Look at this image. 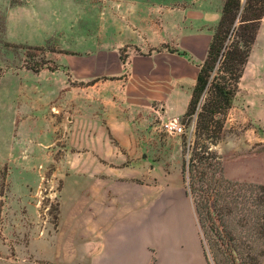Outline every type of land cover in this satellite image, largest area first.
I'll list each match as a JSON object with an SVG mask.
<instances>
[{"label": "rangeland", "instance_id": "1", "mask_svg": "<svg viewBox=\"0 0 264 264\" xmlns=\"http://www.w3.org/2000/svg\"><path fill=\"white\" fill-rule=\"evenodd\" d=\"M223 2L0 0V238L30 220L25 184L55 227L70 173L116 169L118 181L180 190L195 210L182 177L194 117L183 114ZM210 148L226 178L264 184V25Z\"/></svg>", "mask_w": 264, "mask_h": 264}, {"label": "crops", "instance_id": "2", "mask_svg": "<svg viewBox=\"0 0 264 264\" xmlns=\"http://www.w3.org/2000/svg\"><path fill=\"white\" fill-rule=\"evenodd\" d=\"M118 180L116 169L66 174L55 227L38 219L25 184L30 220L12 242L0 238V264H207L185 193Z\"/></svg>", "mask_w": 264, "mask_h": 264}, {"label": "trees", "instance_id": "3", "mask_svg": "<svg viewBox=\"0 0 264 264\" xmlns=\"http://www.w3.org/2000/svg\"><path fill=\"white\" fill-rule=\"evenodd\" d=\"M263 16L264 0H224L183 114L194 117V139L182 177L214 264H264V184L226 178L210 148L220 138Z\"/></svg>", "mask_w": 264, "mask_h": 264}, {"label": "built area", "instance_id": "4", "mask_svg": "<svg viewBox=\"0 0 264 264\" xmlns=\"http://www.w3.org/2000/svg\"><path fill=\"white\" fill-rule=\"evenodd\" d=\"M165 128L168 130V131H171V132H176V131H180L181 128L179 126L178 123L174 122V121H168L164 124Z\"/></svg>", "mask_w": 264, "mask_h": 264}]
</instances>
